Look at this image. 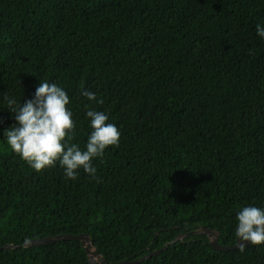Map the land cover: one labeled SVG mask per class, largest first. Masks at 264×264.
Listing matches in <instances>:
<instances>
[{
  "label": "trees",
  "instance_id": "1",
  "mask_svg": "<svg viewBox=\"0 0 264 264\" xmlns=\"http://www.w3.org/2000/svg\"><path fill=\"white\" fill-rule=\"evenodd\" d=\"M264 0H0V129L15 123L5 94L39 81L68 94L83 148V90L120 131L93 160L95 178L35 171L0 131V264H91L90 235L108 262L264 264V244L219 252L204 226L236 244L239 207H264Z\"/></svg>",
  "mask_w": 264,
  "mask_h": 264
},
{
  "label": "clouds",
  "instance_id": "2",
  "mask_svg": "<svg viewBox=\"0 0 264 264\" xmlns=\"http://www.w3.org/2000/svg\"><path fill=\"white\" fill-rule=\"evenodd\" d=\"M255 32L264 39V25L257 23ZM81 95L90 102L84 105L90 132L83 148L78 143H70L76 134V122L71 109L66 107L70 103L67 92L57 83L48 81H39L32 97L23 103L5 94L6 109L15 123L0 129L3 139L35 171L58 163L69 180H75L81 169L95 178L97 169L93 160L102 158L108 146L119 144L120 131L115 124L107 122L109 117L105 112L90 107L91 103H103L96 93L83 90ZM234 238L241 250L245 243L264 244V207L254 204L239 207L235 214Z\"/></svg>",
  "mask_w": 264,
  "mask_h": 264
},
{
  "label": "water",
  "instance_id": "3",
  "mask_svg": "<svg viewBox=\"0 0 264 264\" xmlns=\"http://www.w3.org/2000/svg\"><path fill=\"white\" fill-rule=\"evenodd\" d=\"M198 234L206 235L208 237V240H209L211 247L213 249H215L216 251L229 252V251H234V250L240 248L238 241H236V244L232 245V246L221 245L219 242L220 232L213 230V229H210V228H206L204 226L200 227L199 229H197L191 233H187V234L179 236L177 238V240L183 239L184 237L189 236V235H198ZM66 240H79L82 243V245L86 251V254L88 256L89 262L91 264H138V263L144 262L145 260H147L151 257L160 255L170 245V244H166L163 248L156 250L154 252H151V253H149L143 257H140L138 259H135L132 261L125 260V261L117 262V263L108 262L106 260V258L98 252L97 248L94 246V244L92 242L90 235L87 233H82L80 235L61 234V235H57V236H48V237L43 238V239L27 241L24 244V246L25 247L43 246V245H47V244H51V243H55V242H60V241H66ZM246 246H250V245L245 243V247ZM17 247L18 246H16V245H5L3 247H0V251L7 250V249H14Z\"/></svg>",
  "mask_w": 264,
  "mask_h": 264
}]
</instances>
